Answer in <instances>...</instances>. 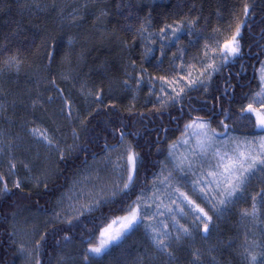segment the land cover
I'll use <instances>...</instances> for the list:
<instances>
[{
    "label": "trees",
    "instance_id": "trees-1",
    "mask_svg": "<svg viewBox=\"0 0 264 264\" xmlns=\"http://www.w3.org/2000/svg\"><path fill=\"white\" fill-rule=\"evenodd\" d=\"M63 1L0 0V104L1 100L5 101L4 105L11 103L6 94L8 90L11 94L9 96L14 98L12 101L17 104L24 102L26 105L25 108L17 106L16 110L9 112L12 125L7 132H12L14 136L24 135L28 134L26 129L30 130L34 124L42 128L51 124L53 134V116L71 119L74 118L75 110L82 119L78 125L80 137L75 151L66 149V144V147L59 146L58 151L51 150L57 167L55 176L43 184L21 182L20 189L7 183L9 191L0 195V264H17L19 260L17 245L12 236L13 215L24 208L48 211L54 201V192L59 193L66 188L69 179L90 158L98 157L106 148L118 145L121 133L128 137L131 146L140 156L137 182L134 189L128 190V200L131 202L141 194L142 188L144 192L149 190L156 173L160 171L164 146L182 137L184 131H180L181 128L192 118L208 120L221 133H224V125H230L237 132H259L253 128L238 129L235 109L238 102L241 107L246 105L248 99L245 97L257 86V78L254 77L256 71L252 72V68L255 66L257 69L264 57V0H74L68 10L61 4ZM70 1L67 5H70ZM246 4L249 6L247 16L244 14ZM71 7L77 10L81 18H69L68 14L73 13ZM144 20H148L158 31L165 28V25L180 20L197 21L201 33L222 31L230 39L240 25L241 55L225 61L226 65L222 66L221 72L212 76L205 88L194 87L187 90L178 103L168 107L155 101L150 102L151 100L142 103L143 96L140 99L134 98L136 90L133 85L128 92L122 85L107 92L111 82L122 78V71L128 63L130 66L135 64L138 71L147 70L148 72L142 73L144 76L150 72L161 75L157 73H161L159 69H164V66H158V57L152 66L146 65L151 67L147 69L140 59H132V48L127 49L134 39L137 41L138 30ZM241 21L244 23L241 24ZM94 22H99L105 29L101 38L94 36L91 28ZM114 33H117L122 48H118L112 41L110 34ZM181 38H185L186 45L183 46L178 41L177 57L183 55L189 59L198 53L200 43L192 45V49L187 43L188 37L182 34L180 41ZM65 40L73 43L69 46ZM77 43L78 47L75 48ZM203 46L204 43L200 46L201 49ZM166 58L162 59L165 61ZM13 59L18 68L12 65L9 72L2 69L5 63ZM71 69L75 72L72 73L73 76ZM171 69L172 72L168 71V75L176 73L175 69ZM76 73L82 78L77 77ZM64 74L75 80L58 89V95H69L66 108L58 100L48 109L51 114L54 113L50 120L44 123L30 117L28 110L32 109L33 103L39 102L44 94L51 95L43 83L60 82L59 76ZM82 81L87 84L85 92L90 94L86 102L87 108L77 91L73 90L71 93V89L75 85L80 86ZM143 90L141 95H146L148 92ZM54 93L56 94L55 91ZM38 114L37 112L35 116ZM51 120L53 123H50ZM29 135L35 137L32 133ZM27 145L28 143L24 146L27 148ZM41 148L44 147L40 146ZM0 174L4 175L1 166ZM246 186L231 204L221 209V219L215 216V226H211L207 233L200 228L193 230L189 226L187 229L190 232L183 234L181 245L171 244L169 252L160 250L156 253L154 248L149 249L156 256L151 264H246L248 254L244 252V247L249 246L246 241H256L261 245L249 246L252 254L264 248V203H258L257 217L242 215L243 211L251 209L252 197L261 192L264 186L252 190H248L252 185L247 186L248 188ZM116 199L119 200L120 197ZM108 208L109 205L104 204L90 214H82L78 219L42 228L37 240L40 242L39 246L37 242L35 245L36 258L41 264H54L57 255L65 247L99 234L100 229H94V224L100 223L101 214L108 217L104 223L126 214L109 212ZM146 225L147 222L140 223L131 230L130 237L136 238L140 234L134 243H141L138 239L143 236L153 247L155 244L152 234H149ZM143 231L148 233L147 236ZM194 253L198 259L194 258ZM234 253H240L241 259L239 260V254L238 257H233ZM136 254L138 264H147L142 250L138 249Z\"/></svg>",
    "mask_w": 264,
    "mask_h": 264
},
{
    "label": "rangeland",
    "instance_id": "rangeland-1",
    "mask_svg": "<svg viewBox=\"0 0 264 264\" xmlns=\"http://www.w3.org/2000/svg\"><path fill=\"white\" fill-rule=\"evenodd\" d=\"M69 1L70 0H64L61 3L63 7L67 8V10L72 4H74V0H72L70 1V5H67V2ZM150 1L155 2L158 0ZM71 9H73V13L68 14L69 18H81L78 16L76 9L73 7H71L70 10ZM147 21L148 20H144V23L139 28L136 38L137 41L134 39V42L130 44L127 49L131 47L133 50L131 52L132 59H140L143 66L147 69L151 68L148 66H150V64L152 66V63L157 59V57L158 59H161H157L156 61L160 68L164 66V69H159L161 73H157L161 75H156L153 74V72H150L148 74L145 73L144 76L142 73L146 72L147 70L143 71L140 69V71H138L136 70L135 64L130 66L128 63V65L125 66V70L122 71V78H119L116 82H111V85H108L107 92L116 89V87L119 85L124 86L125 91L128 92L133 85L134 89L136 90V94H133L134 98L140 99V97L143 96L141 99L142 103H148L151 100L150 102L155 101L158 102L159 105L161 103V106L168 107L174 103H178L187 90L194 89V87L205 88L210 78L221 72L225 61L222 56L218 55V50L223 48L224 44L230 39L224 35L222 31H214L210 34H203L197 25V21L191 20L188 22L185 20H180V22L167 24V26L171 27H166L165 25V32L161 33L160 30L158 31L154 29V27H152V25ZM91 26V28L94 30V36L97 35V37L95 36L96 38H101L102 34L105 32L103 26H101L99 22H94V24ZM178 26H182V30L177 33L176 37H172V29ZM182 34L188 37L189 40L187 43L191 47L192 45H197L198 43H200V46L203 43L204 46L205 44H208V57H205L206 49L204 46L203 49H201L202 47L199 46L198 53L193 54V56H191L189 59L185 58L182 54V56L177 57L176 51L179 52L178 41L183 46L186 45L184 42L185 38H181V41L179 39ZM110 37L112 38V41L116 43V46L120 48L121 41L117 37V33L110 34ZM169 37H171V39H169ZM92 41L95 40L92 39ZM65 42L69 46H71L73 43L69 40H65ZM77 45L78 43L74 47H78ZM192 49H194V47H192ZM161 54L162 57H160ZM116 57L117 56H115V58ZM162 58H166V60L164 61ZM11 61L5 63L2 69L9 72L10 69H12V65H16L18 68V64L16 63L15 59ZM261 62H264V58ZM213 63L217 65L218 70L212 71L211 69H208L205 71L207 66ZM111 64L115 65V63ZM168 66L170 69H165V67ZM171 68L176 70L174 75H168V71L172 72ZM260 68L261 63L254 76L257 78V86L255 89L253 88L252 93L248 97L259 91L261 87H264V85H261L260 82ZM70 72L71 74L75 73L72 72V69ZM76 74L77 77L82 78V76H79L78 73ZM163 74L166 76H162ZM197 79L202 81V83L189 86L190 81ZM59 81L60 82L54 81V83L51 84L43 83L44 86H46V90L50 91L51 95H48V97L44 94L46 98H44V95H42L43 97L39 96L42 97V99L39 102L33 103L31 107L32 109L28 110L30 117L36 118L44 123L46 120H50V117H52L54 113L51 114L48 109L50 110L51 106L54 105L58 100L61 101L62 105L66 108V103L69 101V95L66 93L65 95L62 94V96L58 95V89L65 86V84H71L75 80L71 77L65 76L64 74L63 76H59ZM83 83L79 84L80 86L75 85L74 88L71 89V93L73 90L77 91L78 95L85 101V106L87 108L88 105L86 102L90 94L88 91L85 92L87 84ZM162 88L165 89V91H161ZM143 89L148 92L146 95H141V91ZM181 89L184 91L181 92ZM177 93H181L179 99L176 101H171L169 98L176 96ZM6 94L11 100V103L9 102L7 105H4L5 101L1 100L0 104V149H3V151H0V166L3 169L4 177L7 183L10 185H14L15 181L17 180L31 185L35 184V182L43 184L47 182L48 179L57 174V167L53 161L55 156L52 155L51 150L58 151L59 146L62 148L66 144V149L75 151L74 148L76 142L80 137L78 125L81 124V116L76 114V110L74 111V118L71 119H63L62 117H58L56 115L53 116L55 118L54 123L53 120L50 121V123H53V134L51 133V124L45 126V128L34 124L31 126L33 128H30V130L29 128L26 129L28 134L14 136L12 132H7V130L10 131L9 127L12 125L8 114L12 110H16L15 107L18 106L25 108L26 105L24 102L17 104L12 101L14 98L9 96L11 94L8 90H6ZM64 96L66 98H64ZM248 102L249 101H247L246 105L242 107H246ZM78 105H80L79 102ZM242 107L238 102L235 109L237 116L235 119L236 127L238 129L242 127L250 129V127L247 125L244 115L240 111ZM254 107H259V105H254ZM37 112L39 114L35 116ZM42 116L43 118H41ZM207 122L209 125V130H214L215 132L216 146H221L224 144V141H228V146L230 147L233 140L243 141L245 139H250L252 137L264 134L253 131L237 132L230 125H228L227 129L224 125L222 127L224 133H221L220 131L216 130L213 127V124H211L208 120ZM233 123L234 121H232V125ZM32 129L46 131L53 143L49 145L47 142L38 139L36 136L33 137L32 135H29L32 133ZM180 131H184V127H182ZM183 138L184 137H180L179 139L176 138L177 140L175 139V141L166 144V147L164 146L163 152L164 149L165 152L160 160L162 163V168L158 173H156L157 176L155 175V178L150 184L149 190L143 192L146 205H152L151 209H147L144 213L143 221L148 223L146 226H148L147 229L150 232L149 234L153 235V229H159L161 232H167L169 234L167 240V252H169L171 244H175L176 246L181 245V237H184V233L179 231L181 227L188 228L191 226L193 230L200 228L202 231L204 228V222L195 219L197 213H195L193 209L184 202L183 197L180 196V193L187 195L190 200L194 201L195 204H198L204 209L205 212H207L208 216L211 218L209 228H211L213 225L215 226V216H219L221 214V209H225L228 204H231L228 203L222 206L219 205L218 201L220 197L215 191L209 192L208 196L205 197L204 194L200 193L199 191L201 187H205L203 182H201V184L198 186L194 185V181H197L202 177H206V172L212 170L209 167V162L211 164H215V160L211 159V151L207 154L208 159L203 162L198 158V150L197 156H193L192 152L193 150H196L195 140L189 138L190 143L185 145L182 143ZM60 140L62 141L60 142ZM26 143H28L27 148L24 146ZM174 143L175 147L173 148L172 145ZM126 145L131 144L128 137L123 135V139H121L118 145L108 148L98 157L90 158V161H87L83 166L79 167L78 171L71 177V179H69L70 182L68 186L59 193L56 191L54 192V201L52 202V206L50 209H48V211L24 208L20 209L13 215V218L11 219V227L13 228L12 236L17 245L16 248L19 259L17 264H36L37 258L35 245L39 238V232L42 228L49 226V224L60 221H68L71 220V218L81 216V214L90 213L92 211H85L84 209L88 208L89 206H95L98 202L99 204L94 208V210L102 206V204H107L104 203V201L109 198L110 193L117 185L122 187L124 180L127 178L125 162L121 160V156L125 155L123 148ZM40 146L44 148L40 149ZM132 148L134 149L133 146ZM214 150L215 149H213V151ZM185 157H187V159L185 160L184 164L181 165L180 161ZM10 162L16 165L11 174L9 173ZM189 162H191V167H189ZM262 172L263 171L257 169L255 174L249 177L246 185H252V187L248 190L264 186V173ZM165 177L168 178L167 183L160 184L159 181ZM154 182L155 187L153 186ZM0 187H3L2 183H0ZM154 193L159 196V199L155 200L154 202L153 200H148L147 198L153 197ZM173 201L176 203L173 204ZM161 202L163 205L170 206L173 211L169 213L164 211L162 207L160 211H163L164 214L153 217V213L156 211L155 204ZM181 208H183L182 213L180 211ZM218 219H221V217L219 216ZM144 234L147 236L148 233L146 234V232H144ZM96 236H93V238L87 241L76 243L73 242L70 247H65L61 254L57 255L56 262L54 264H138V258L136 257V252L138 249L142 250L147 264H151L152 259L156 257L152 254L153 251L151 250L154 248L156 253L160 251V249L156 246L151 247L148 242L146 243V241V244H144L143 237L138 239V241L144 245L141 243L135 244L134 241L140 237V234L137 235L136 238H133L132 236L129 238V235H126L119 244L109 248L105 254L101 256L87 254L88 259L85 260L86 250L89 247V241H95ZM21 246L24 248L23 252L20 251ZM238 254L240 255V253ZM238 254L234 253L232 256L238 257ZM241 256L242 255H240L239 260L241 259ZM169 257L172 258L171 256Z\"/></svg>",
    "mask_w": 264,
    "mask_h": 264
},
{
    "label": "snow or ice",
    "instance_id": "snow-or-ice-1",
    "mask_svg": "<svg viewBox=\"0 0 264 264\" xmlns=\"http://www.w3.org/2000/svg\"><path fill=\"white\" fill-rule=\"evenodd\" d=\"M244 14L247 16L249 14V6L246 4L244 7ZM244 21H241L243 24ZM171 27V26H166ZM182 30V26H178L172 29V37H176L177 33ZM161 33L165 32V28L160 29ZM240 33L241 27L237 26L235 33L232 35L229 42L225 43L223 48L218 50V55L222 56L224 61L239 57L241 55L240 46ZM171 39V37H169ZM205 57H208L209 48L208 44H205ZM208 69L212 71L218 70L215 63L209 64ZM260 82L264 85V62H261L260 68ZM210 75V72H209ZM163 79V78H162ZM202 83L199 79L190 81L189 86ZM165 91V89H161ZM184 90L181 89V92ZM181 93H177L176 96L170 97L171 101H176L179 99ZM248 99V104L246 107L241 108V113L250 128L258 130L260 133H264V87H261L259 91L252 94L250 97H245ZM163 103V101H162ZM254 105H259V107H254ZM254 118V121H253ZM222 123V122H221ZM227 125L225 128L227 129ZM32 134L38 139L47 142L49 145L53 143L52 139L47 135L46 131L40 129H32ZM182 143L187 145L190 143V139L195 140L196 150H193L192 155L197 156L201 161L208 159L207 154L211 151V159L215 160V164L209 162V167L211 171L206 172V177L194 181V185H200L201 182L204 183L205 187L199 189L200 193L204 194L205 197L208 196L209 192L215 191L220 197L218 204L225 205L231 203L232 200L241 193L251 175H254L257 169L264 171V134L252 137L250 139H245L243 141L233 140L231 146H228V141H224L221 146L215 145V132L214 130H209V125L207 120L201 117L192 118L184 126V132L182 133ZM121 139H123V133H121ZM175 147V143L172 145ZM213 149H215L213 151ZM223 149V150H222ZM3 151V149H0ZM125 155L121 156V160L125 162V167L127 170V178L124 180L122 187L117 185L114 190L110 193L109 198L104 201L109 205V212H124V216H116L111 219L110 222L104 223L108 220V217L101 214L100 223L94 224V229L99 228V234L95 237V241H89V247L86 250L85 260L88 259L87 254H92L94 256H101L107 252L109 248L114 245L119 244L122 239L135 227H137L144 220V213L147 209H151L152 205L145 203L143 192L141 189V196H138L135 201L129 202L128 200V190L134 189L137 182V173L139 171V153L136 152L131 145H126L123 148ZM171 155V153H170ZM187 157L181 159L180 164L183 165ZM16 165L9 163V173L15 169ZM189 167H191V162H189ZM168 178L160 180V184H166ZM0 183L3 187H0V195L9 191L8 184L3 174H0ZM155 187V182L154 185ZM212 186V187H208ZM14 187L16 189L21 188V182L19 180L15 181ZM183 197L184 202L193 209L196 214L195 219L204 222L203 231L207 233L209 231V223L211 218L208 216L207 212L204 211L198 204L190 200L187 195L180 193ZM120 197L119 200L116 198ZM259 198V199H258ZM148 200L159 199L155 193L153 197H148ZM253 204L250 210H245L242 215L245 217H257L259 209L257 207L258 203H264V189L258 192L252 197ZM176 203L175 201L172 202ZM95 206H89L85 208V211H93ZM163 207L164 211L171 213L173 209L168 205H163L161 203H156V211L153 213V217L157 215H163L164 212L160 211ZM181 213L183 208L180 209ZM103 225V226H101ZM151 226V225H149ZM179 231L187 234L189 229L181 227ZM169 234L167 232H161L159 229H153L152 240L157 248L162 251L167 252V240ZM43 239V238H42ZM39 241L37 245L39 246ZM246 244L251 247H261L256 241H246ZM249 246L244 247V252L248 255L246 256V264H264V248L256 254H252L249 251ZM20 251L23 252L24 248L21 246ZM194 258L198 259V256L194 253ZM36 264H41L40 260L37 259Z\"/></svg>",
    "mask_w": 264,
    "mask_h": 264
},
{
    "label": "bare ground",
    "instance_id": "bare-ground-1",
    "mask_svg": "<svg viewBox=\"0 0 264 264\" xmlns=\"http://www.w3.org/2000/svg\"><path fill=\"white\" fill-rule=\"evenodd\" d=\"M263 58H264V57H263ZM261 61H262V60H261ZM227 62H228V60H227ZM260 63H261V62H260ZM225 65H226V64H225ZM259 65H260V64H259ZM259 65H258V67H259ZM257 69H258V68H257ZM257 69H256L255 66H253V68H252V72L257 71ZM251 74H252V73H251ZM244 106H245V105H244ZM120 141H121V139H120ZM113 147H114V146H113ZM107 149H108V148H106V150H107ZM106 150H105V151H106ZM105 151H104V152H105ZM161 165H162V163H161ZM161 168H162V167H161ZM161 168H160V169H161ZM140 195H141V194H140ZM140 195H139V196H140ZM136 199H137V198H136ZM102 205H104V204H102ZM100 207H101V206H100ZM98 208H99V207H98ZM98 208H97V209H98ZM95 210H96V209H95ZM95 210H93V211H95ZM93 211H92V212H93ZM92 212H90V213H92ZM90 213H87V214H90ZM81 215H82V214H81ZM78 218H79V217L71 218V220H73V219H78ZM71 220H68V221H60V222H62V223H67V222H70ZM60 222H56V223H60ZM147 228H148V227H147ZM143 232H145V231H143ZM93 236H94V235H93ZM95 236H96V235H95ZM142 237H143V236H142ZM91 238H93V237H91ZM91 238H90V239H91ZM88 240H89V239H88ZM82 241H84V240H82ZM82 241H81V242H82ZM86 241H87V240H86ZM145 241H146V240H145V238L143 237V243H144V244H146V243L148 242V241H146V243H145ZM151 243H152V242H151ZM148 244H149V243H148ZM148 246H149V245H148Z\"/></svg>",
    "mask_w": 264,
    "mask_h": 264
},
{
    "label": "flooded vegetation",
    "instance_id": "flooded-vegetation-1",
    "mask_svg": "<svg viewBox=\"0 0 264 264\" xmlns=\"http://www.w3.org/2000/svg\"><path fill=\"white\" fill-rule=\"evenodd\" d=\"M228 78H229V75H228ZM229 79H230V78H229ZM229 79H228V80H229ZM231 94H232V91H231Z\"/></svg>",
    "mask_w": 264,
    "mask_h": 264
}]
</instances>
